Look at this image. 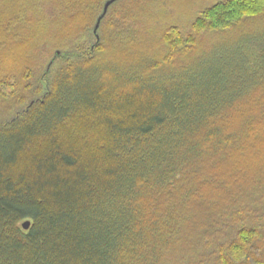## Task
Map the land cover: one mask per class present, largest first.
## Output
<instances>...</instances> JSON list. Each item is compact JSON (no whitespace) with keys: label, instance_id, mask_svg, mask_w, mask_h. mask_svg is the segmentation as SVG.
Here are the masks:
<instances>
[{"label":"trees","instance_id":"1","mask_svg":"<svg viewBox=\"0 0 264 264\" xmlns=\"http://www.w3.org/2000/svg\"><path fill=\"white\" fill-rule=\"evenodd\" d=\"M105 1L0 21V264H264V51L212 66L174 26L109 36L122 0L96 42ZM263 14L225 0L191 28Z\"/></svg>","mask_w":264,"mask_h":264},{"label":"rangeland","instance_id":"2","mask_svg":"<svg viewBox=\"0 0 264 264\" xmlns=\"http://www.w3.org/2000/svg\"><path fill=\"white\" fill-rule=\"evenodd\" d=\"M133 1L122 0L112 9L110 13H114V15H111L109 20L101 25L105 34L110 36L123 28H134L135 26L139 31L152 32L157 35V32L174 26L183 34L198 39V48L196 52H193L195 60L202 58V63L209 64L208 61H210L213 62L212 66L218 62H221V66H223L228 59L235 57L229 56L230 54L237 53L241 56L250 57L249 49L258 50L257 53L260 55L262 54L260 51H264V14L256 18L246 19L240 25L237 24L228 30L199 31L196 33L191 28L194 20L200 17L208 7L225 0H149V4L145 6L140 15L137 14V11H132L133 16L140 17V24L135 23L133 17L127 18L121 12L127 4H131ZM140 1L147 3L144 0H136L135 3H140ZM27 2L28 0H0V21L12 19L14 15L10 14L9 10L13 8L26 9L28 15L38 19L37 13L39 12L33 10V6ZM11 39L12 37L9 38V41H5L7 43L5 46L12 42ZM250 40L252 43H249ZM107 45L111 46L110 44ZM181 47H185L184 43Z\"/></svg>","mask_w":264,"mask_h":264},{"label":"water","instance_id":"3","mask_svg":"<svg viewBox=\"0 0 264 264\" xmlns=\"http://www.w3.org/2000/svg\"><path fill=\"white\" fill-rule=\"evenodd\" d=\"M119 0H107L105 1V3L103 4V7H102V11L100 13V15L97 17L96 21H95V24H94V27H93V35H94V38L96 40V42L99 41V37L97 35V31H98V28H99V25L101 23V21L104 19V17L106 16L107 14V11L108 9L113 5L115 4L116 2H118ZM32 104V103H31ZM30 104V105H31ZM29 226V223L28 222H25L23 224V228L26 230Z\"/></svg>","mask_w":264,"mask_h":264},{"label":"bare ground","instance_id":"4","mask_svg":"<svg viewBox=\"0 0 264 264\" xmlns=\"http://www.w3.org/2000/svg\"><path fill=\"white\" fill-rule=\"evenodd\" d=\"M24 224V223H23ZM22 228H23V225H22ZM24 229V228H23ZM25 230V229H24Z\"/></svg>","mask_w":264,"mask_h":264}]
</instances>
